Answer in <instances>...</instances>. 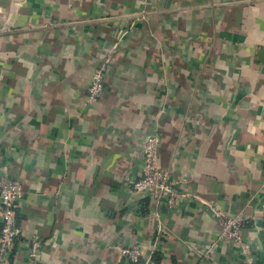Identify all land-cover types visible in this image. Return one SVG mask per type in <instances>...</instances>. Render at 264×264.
<instances>
[{
	"label": "crops",
	"instance_id": "crops-1",
	"mask_svg": "<svg viewBox=\"0 0 264 264\" xmlns=\"http://www.w3.org/2000/svg\"><path fill=\"white\" fill-rule=\"evenodd\" d=\"M260 48L264 0H0V176L23 190L0 264H264ZM149 135L191 194L171 210L131 189ZM203 202L243 219L248 256Z\"/></svg>",
	"mask_w": 264,
	"mask_h": 264
},
{
	"label": "built area",
	"instance_id": "built-area-1",
	"mask_svg": "<svg viewBox=\"0 0 264 264\" xmlns=\"http://www.w3.org/2000/svg\"><path fill=\"white\" fill-rule=\"evenodd\" d=\"M110 64V54L97 64L91 76L86 91L88 104L98 101L105 91V75ZM159 137L149 135L141 146L142 168L137 180L131 182L134 193L147 194L156 204H163L167 209L176 208L182 201L190 198L191 194L185 188L186 181L175 182L168 170L160 166L158 159ZM201 201L198 197L193 196ZM23 198L21 183L17 179L0 176V262L5 261L13 242L20 236V228L15 222V213L18 204ZM204 203V202H203ZM218 226L217 240L235 247L243 256L250 254V245L241 234L243 219L240 216H231L204 203ZM213 247L210 246V248ZM39 248L38 242H33L29 256L35 258ZM119 254L130 261L138 263L140 250L137 245L130 247L116 246ZM211 249H208L210 252Z\"/></svg>",
	"mask_w": 264,
	"mask_h": 264
},
{
	"label": "water",
	"instance_id": "water-1",
	"mask_svg": "<svg viewBox=\"0 0 264 264\" xmlns=\"http://www.w3.org/2000/svg\"><path fill=\"white\" fill-rule=\"evenodd\" d=\"M257 60L264 64V48H260L258 51H257Z\"/></svg>",
	"mask_w": 264,
	"mask_h": 264
},
{
	"label": "trees",
	"instance_id": "trees-1",
	"mask_svg": "<svg viewBox=\"0 0 264 264\" xmlns=\"http://www.w3.org/2000/svg\"><path fill=\"white\" fill-rule=\"evenodd\" d=\"M104 58V57H103ZM103 58H101L100 60H98V62H97V64L103 59ZM110 63H111V60H110ZM97 64H96V66H97ZM95 69H96V67H95ZM94 69V70H95ZM105 86V85H104ZM137 180V179H136ZM148 201V200H147ZM146 205H147V202H146Z\"/></svg>",
	"mask_w": 264,
	"mask_h": 264
}]
</instances>
